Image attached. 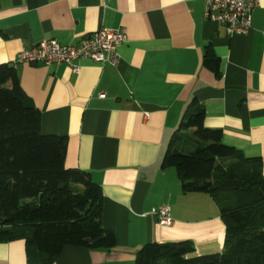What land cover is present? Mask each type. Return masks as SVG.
<instances>
[{
    "label": "crops",
    "instance_id": "crops-1",
    "mask_svg": "<svg viewBox=\"0 0 264 264\" xmlns=\"http://www.w3.org/2000/svg\"><path fill=\"white\" fill-rule=\"evenodd\" d=\"M204 0H0V64L14 63L42 114V131L66 136L68 168L90 171L103 192L102 221L112 250L66 246L52 264H133L146 242L191 241L190 256L224 250L226 227L207 193H184L162 162L188 105L264 173V0L246 34L204 18ZM124 27L117 65L80 58L67 64L16 63L42 39L75 44L99 28ZM210 45L220 75L203 63ZM104 94V96H100ZM170 208L162 226L153 207ZM0 264H29L26 241L0 242Z\"/></svg>",
    "mask_w": 264,
    "mask_h": 264
},
{
    "label": "trees",
    "instance_id": "trees-1",
    "mask_svg": "<svg viewBox=\"0 0 264 264\" xmlns=\"http://www.w3.org/2000/svg\"><path fill=\"white\" fill-rule=\"evenodd\" d=\"M203 63L220 75L206 47ZM193 100L173 133L163 167H174L184 193H207L225 223L224 250L190 256L191 241L144 243L133 264H264V173L205 124ZM66 136L42 131V114L24 92L14 63L0 64V242L26 241L29 264H52L66 246L112 250L102 221L103 192L90 171L68 168Z\"/></svg>",
    "mask_w": 264,
    "mask_h": 264
},
{
    "label": "built area",
    "instance_id": "built-area-1",
    "mask_svg": "<svg viewBox=\"0 0 264 264\" xmlns=\"http://www.w3.org/2000/svg\"><path fill=\"white\" fill-rule=\"evenodd\" d=\"M204 3V18L223 23L230 35L248 33L252 27L254 10L258 6V0H204ZM127 38L124 27H102L84 35L75 44H62L54 38L42 39L31 47L23 48L15 62L67 64L74 72L80 71L76 63L80 58L117 65L120 60L118 49ZM148 214L157 216L162 226L173 223L170 208L166 205L153 207Z\"/></svg>",
    "mask_w": 264,
    "mask_h": 264
}]
</instances>
